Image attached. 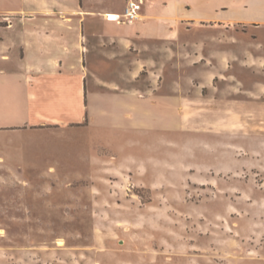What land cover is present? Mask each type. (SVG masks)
Instances as JSON below:
<instances>
[{
	"label": "rangeland",
	"instance_id": "rangeland-1",
	"mask_svg": "<svg viewBox=\"0 0 264 264\" xmlns=\"http://www.w3.org/2000/svg\"><path fill=\"white\" fill-rule=\"evenodd\" d=\"M125 2L96 6L105 31L131 40H86L99 86L85 120L0 139V264H264V93L222 86L254 82L245 49L264 53V29L133 39L117 22Z\"/></svg>",
	"mask_w": 264,
	"mask_h": 264
},
{
	"label": "crops",
	"instance_id": "crops-1",
	"mask_svg": "<svg viewBox=\"0 0 264 264\" xmlns=\"http://www.w3.org/2000/svg\"><path fill=\"white\" fill-rule=\"evenodd\" d=\"M89 1L91 6L87 0H20L14 4L5 2L0 9V139L35 138L47 125L65 127L85 120L89 82L99 86L95 80L99 74L87 63L90 45L86 40L90 37L131 40L122 37L123 33L105 31L103 24L109 17L102 12H110L96 6H103L107 0ZM145 6L143 20L149 18L129 24L134 29L127 33L133 39L140 38L142 30H153L160 37L158 40L175 42L181 37L184 24H208L220 30L223 27V31L238 24L264 29V0H145ZM163 25L171 30V35L161 36ZM234 48L233 54L245 52L244 46ZM256 49H245L252 62L257 63L250 68L254 82L249 86L239 78L222 79V86L235 87V92L223 93L222 89V98H229L223 96L227 92L231 97L258 100L255 97L264 93V82L256 81L255 76L264 75L260 74L264 73L260 60L264 53ZM127 82L126 86H139L141 80ZM107 84L118 85L111 81ZM174 85L181 97L179 86ZM188 86L191 87L189 83ZM210 93L219 95L213 90Z\"/></svg>",
	"mask_w": 264,
	"mask_h": 264
},
{
	"label": "built area",
	"instance_id": "built-area-1",
	"mask_svg": "<svg viewBox=\"0 0 264 264\" xmlns=\"http://www.w3.org/2000/svg\"><path fill=\"white\" fill-rule=\"evenodd\" d=\"M145 0H126L124 14L117 19L118 23H132L143 17Z\"/></svg>",
	"mask_w": 264,
	"mask_h": 264
}]
</instances>
